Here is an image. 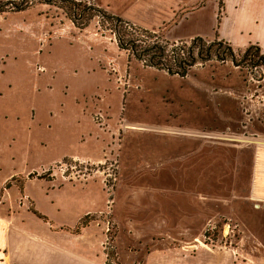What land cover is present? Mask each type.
<instances>
[{"label":"crops","instance_id":"crops-1","mask_svg":"<svg viewBox=\"0 0 264 264\" xmlns=\"http://www.w3.org/2000/svg\"><path fill=\"white\" fill-rule=\"evenodd\" d=\"M220 1L224 8L219 19ZM95 2L98 8L108 14L146 31L161 33L165 40L171 43L191 42L196 38H202L209 43L223 40L230 43L235 51H245L254 45L259 46L264 54V0H95ZM23 12L26 11L12 13L22 15ZM18 21L17 18L14 21L18 33H24L26 41L30 39L36 44H40L39 40L44 34L51 35L50 32L57 28L51 23L44 26L43 19L35 17L26 19L25 26ZM67 28L63 35L53 36L47 45L53 47L56 43L62 42L63 45L67 44L78 52L79 60L72 62L73 64L68 63L63 69L70 70L67 77L69 80L80 79V82H84L81 89L87 92L74 96L73 100L68 98L61 101L58 110L49 109L50 119L46 123H38L37 126H34L33 122L38 117L40 108L39 105L32 104L30 112L34 117L32 123L27 126L30 135L32 133L31 137L37 130L45 132L49 130L52 133L58 131L59 140L57 139L56 143L60 147V144L63 145L65 142L63 141L65 134L69 135V131H74L83 141L95 135L96 138L99 137L97 140L105 143L106 133L100 132L92 120L99 109L98 101L106 102L108 116L117 117L123 112L126 119L134 92H137V99L140 100L141 96L142 103L147 99L152 103L157 102L159 106L163 101L166 104L165 100H169L168 103L174 104L175 107L157 109L154 117H160L161 122L154 124L149 130L150 134L158 136L153 143L154 158L158 165L154 177L159 180H177L184 174L185 180H201V187L197 184L196 189L190 187L186 193L176 188L160 192L164 198L158 195L161 199L155 202L162 201L167 206L161 204L159 209L170 211V200L178 195L202 196L203 199H209L210 192L204 186L209 185L211 165L217 162L219 191L213 195H216L218 204L224 205L219 207V212L228 218L232 213L234 218L240 219L238 221L245 228L264 229V135L257 133L264 130V125H260L263 122L261 118L264 117V110L258 106L260 99L257 93L253 98L250 92H244L248 88L247 77L243 76L244 71L231 62L210 61L205 65H197L186 77L170 75L162 70L145 67L139 61H136L137 65L133 57L121 50L118 44H116L118 49L113 47L109 49L111 51L109 53L104 41L96 32L90 30L89 26L80 29L72 24ZM231 36L237 37L236 42L232 41ZM113 50H118L119 54H127L117 62L122 68L123 63L127 64L129 76L131 79H137V84L141 86L140 90H129L125 96L124 92L115 86L114 80L105 79V73L100 71L99 67L103 63L106 65L109 59H115L112 55ZM88 55L92 63H84ZM217 66H224L227 72L230 69L229 75L219 77L220 69ZM209 67L213 69L211 74ZM83 73L97 78L108 87L97 86L96 91L89 92L93 83L89 78L82 79ZM65 85H68L65 96H71L72 89L69 88V83ZM1 94L0 90V97ZM39 95L44 96L43 93ZM44 100L50 101L51 98L45 97ZM48 105L52 106L51 103ZM119 106L123 107L122 110ZM211 121L216 123L213 124V128ZM211 131L218 133L243 131L244 134L233 139V142L223 139L224 141L211 145ZM220 136L217 138L222 140L223 136ZM129 143L130 139L126 132L125 135L122 134L123 149ZM69 157L86 160L96 158L89 154L58 151L40 161L41 164L37 167L8 171L0 167V187L5 183H12L18 176H31L34 171ZM39 180H42L40 189L33 188L34 180L26 181L21 189L18 187L16 190L18 195L24 196L21 198L23 200L12 201L0 207V264H97L88 262L83 257V239L87 241L84 235L88 234L90 229V225L81 224L84 214L68 221L55 218L59 213H69L77 206L80 207L82 202L80 196L76 198L77 190H66L64 187L50 188L47 184L51 181L46 178ZM5 189L6 194L8 192L12 194L13 185ZM67 197L69 198L66 199ZM196 200L201 201L199 198ZM203 202L204 200L200 205L204 206ZM83 204L87 209L91 206L96 207V198L83 201ZM232 204L233 208L230 207ZM247 211L248 220L243 216ZM51 212H54V217ZM209 213L208 209L205 211L202 209L199 221H209ZM258 239L260 243H264V235L258 233ZM250 258L264 260V251L254 253L253 256L251 254Z\"/></svg>","mask_w":264,"mask_h":264},{"label":"rangeland","instance_id":"rangeland-1","mask_svg":"<svg viewBox=\"0 0 264 264\" xmlns=\"http://www.w3.org/2000/svg\"><path fill=\"white\" fill-rule=\"evenodd\" d=\"M82 1L84 4L97 7L95 0ZM31 17L43 19L44 26L46 23H51L53 27H57L55 31L50 32L51 35L44 34L39 40L40 44L31 42L30 39L26 41L24 33H18L15 29L16 18L19 19L18 23L25 26L26 19L30 20ZM72 24L73 22L66 17L63 10L45 4H36L22 15L12 13L10 8H6L5 12L0 14V90L3 94L0 97V167L4 171L37 167L41 164L40 161H44L48 155H54L58 151L79 155L89 154L96 158L93 160L64 158L34 171L33 177L18 176L11 183L12 194L9 192L6 194L5 189L10 182L0 187V207L16 200L20 202L24 196L18 195L16 190L18 187L21 189L26 181L34 180L33 188L40 189L42 180L39 179L43 175L51 181L47 187L77 190L76 198L80 196L82 202L80 207L70 209L72 212L69 211V213H59L58 216L55 214V218L68 221L84 214L81 218L82 223L90 225L89 233L84 235L87 241L83 239V257L88 262L97 264H264V260L250 258L251 254L253 256L254 253L259 254L264 251V243H260L258 239V233L264 235V229L245 228L238 221L240 219L234 218L232 213L228 218L219 212V207L224 205L218 204L216 195H213L219 191L217 162L211 165L209 185L204 186L210 192L209 199H203L202 196L178 195L170 200V211L159 209L161 204L164 207L167 206L162 201L155 202L161 199L158 196H162L160 192L176 188L186 193L190 187L196 189L197 184L198 186L201 184V180H185L184 174H181L177 180H159L154 177L158 165L154 158L153 143L158 136L150 134L149 130L151 126L161 122L160 117H154L157 109H163L166 106L175 107L174 104L168 103L169 100H165L166 104L163 101V104L159 106L157 102L152 103L147 99L142 103L141 96L139 95L140 100L137 99V92H134L126 119L123 112L117 117H114L116 115L108 116L106 102L98 101L99 109L92 120L100 132L106 133L105 143L97 140L99 137L96 138L95 135L83 141L74 131H69V135L65 134L63 140L65 142L63 145L60 144V147L56 143L59 140L58 131L52 133L49 130L46 132L37 130L31 137L32 133L30 135L27 126L32 123L31 120L34 117V114L30 112L32 104H37L40 108L38 117L33 122L34 126H37L38 123H46L50 119L49 109L58 110L61 101L68 98L73 100L74 96L87 92L81 89L84 82H80V79L69 80L67 77L70 70L63 69L68 63L73 64L72 62L79 60L78 52L67 44L63 45L62 42L56 43L53 47L47 45L53 36L63 35L67 27ZM89 27L104 41L109 53H111L109 49L113 47L118 49L114 35L115 29L107 18L98 14ZM126 33L127 35L129 33L128 39L145 42L142 43L144 47L161 42V39L153 35L142 36L131 31ZM231 39L236 42L237 37L231 36ZM118 52L113 50L112 55L115 59H109L106 65L101 64L99 69L101 68L100 71L105 73V79L114 80L115 86L126 96L129 90H140L141 86L137 84V79L130 78L127 64L123 63L122 68L117 62L127 55ZM133 61L138 65L135 58ZM84 63H92L90 55ZM217 68L220 69L219 77L230 73V69L227 72L224 66H217ZM212 70V67H209V74ZM243 71L248 85L244 92H250L253 98L257 93L260 99L258 106L264 110V68ZM86 78L91 79L93 83L89 92L96 91L97 86L108 87L97 78L83 73L82 79ZM66 83H69V88L72 89L71 96H65L68 86L65 85ZM40 93L44 96H40ZM45 97L51 100H44ZM41 103L43 104L40 105ZM113 112L116 113V111ZM261 119L263 122L259 124L264 125V117ZM210 124L213 128V124L216 123L211 121ZM126 132L130 143L123 149L122 134L125 135ZM242 132L211 131V145L224 140L233 142L236 137H242L244 134ZM259 132H257L258 135H264V130ZM220 135L223 136L222 140L217 138L221 137ZM94 198L97 202L96 207L84 208L83 201ZM196 198L204 200V206L200 205L201 201L198 202ZM30 207L33 206L30 205ZM230 207L233 208V204ZM202 209L209 210V221H199ZM51 215L54 217V212H51ZM243 216L248 220L249 212H244ZM164 219L167 220L164 221Z\"/></svg>","mask_w":264,"mask_h":264},{"label":"trees","instance_id":"trees-1","mask_svg":"<svg viewBox=\"0 0 264 264\" xmlns=\"http://www.w3.org/2000/svg\"><path fill=\"white\" fill-rule=\"evenodd\" d=\"M36 4L55 6L63 10L66 17L80 29H85L90 26L93 19L100 14L112 23L115 29L114 35L116 36L118 47L121 50L127 52L130 57L135 58L145 67L162 70L170 75L186 77L194 67L197 65H205L210 61L219 63L231 62L235 67L241 70L247 69L251 71L264 68V54L259 46L251 45L245 51H235L231 44L226 41L216 40L209 43L202 38H196L191 42L179 41L171 43L165 40L161 33L149 32L141 29L93 5L84 4L82 0L0 1V14L5 12L6 8H10L11 12H22L30 9ZM223 8L222 1H220L219 19L223 12ZM127 31L135 32L134 34L139 33L142 36L153 35L161 39V42L144 47L142 43L145 42L128 39L129 33L127 35ZM31 177H33V175H31ZM40 178L46 177L41 175ZM10 187L11 183L7 184V188ZM81 224L83 226L86 225L84 222L82 223V221Z\"/></svg>","mask_w":264,"mask_h":264}]
</instances>
